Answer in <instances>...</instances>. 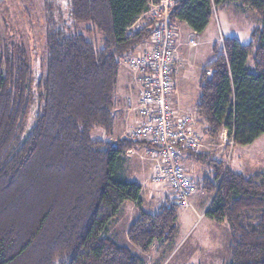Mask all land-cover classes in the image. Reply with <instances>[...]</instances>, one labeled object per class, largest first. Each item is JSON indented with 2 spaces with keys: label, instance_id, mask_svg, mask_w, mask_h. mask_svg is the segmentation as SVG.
<instances>
[{
  "label": "trees",
  "instance_id": "trees-1",
  "mask_svg": "<svg viewBox=\"0 0 264 264\" xmlns=\"http://www.w3.org/2000/svg\"><path fill=\"white\" fill-rule=\"evenodd\" d=\"M151 1L69 0L73 23H89L87 30L102 34L101 46L61 28L49 14L47 71L29 117H21L31 74L27 53L21 51L17 67L13 57L7 60L8 76L0 73V264H143L106 236L126 201L140 208L128 229L134 246L148 253L154 242L174 241L177 200L155 212L142 210V186L121 173L128 150L152 145L92 137L94 129L113 130L121 59L147 43L153 25L132 34L128 28ZM223 1L177 0L171 18L201 33ZM231 1L257 13L259 42L225 37L214 45L199 77L195 110L205 136L217 139L225 129L235 145L247 146L264 134V0ZM188 152L213 170V178L204 179L205 191L214 195L206 216L229 225V264H264V182L209 153ZM255 212L257 223H243Z\"/></svg>",
  "mask_w": 264,
  "mask_h": 264
},
{
  "label": "rangeland",
  "instance_id": "rangeland-1",
  "mask_svg": "<svg viewBox=\"0 0 264 264\" xmlns=\"http://www.w3.org/2000/svg\"><path fill=\"white\" fill-rule=\"evenodd\" d=\"M69 0H0V73L4 77L8 76L7 60L13 57L15 65L20 64L21 51L27 53V60L31 64V74L28 79L27 92L25 96V109L22 118L31 115L29 108L34 107L36 102L37 85L47 71V38H48V15L52 14L58 25L65 30H78L95 43L102 45V34L87 30L90 27L87 22H76L69 15ZM183 25L180 24V27ZM262 22L251 8L241 5L238 2L225 0L214 10V17L211 25L201 35L194 36L200 41V45L195 49V55L191 60L193 75L197 76L200 66L204 61L210 60L213 55V48L222 45L221 36L224 38H235L241 44L253 43L255 46L259 42V31ZM192 35H188V39ZM251 65V60H250ZM212 74V73H211ZM210 74V75H211ZM193 76L192 79H196ZM135 87L134 83H131ZM200 92V89H198ZM2 89H0V93ZM118 91L115 98L117 100ZM137 93V92H136ZM136 98V97H135ZM34 99V100H33ZM32 102L29 106V103ZM117 111V104L114 113ZM183 112V111H182ZM134 125V124H133ZM201 127V123H200ZM126 126L121 134H116V139L125 137L128 129ZM201 153H209L211 157L225 161L235 172H240L245 176L258 177L264 182V134L256 139L252 144L243 146L235 145V142L228 135L227 130H223L217 139L205 136L202 129ZM95 140L112 141V132L107 133L104 129L97 128L92 132ZM115 140V139H113ZM192 152V151H190ZM183 153V152H182ZM190 160L189 168L185 166L187 174L193 179L195 177L213 178V170L207 164H202L187 155ZM148 164V166H147ZM152 160L148 150H138L126 154L123 157L121 173L128 180L150 184ZM147 169V171H146ZM147 172V174H146ZM144 174V176H143ZM146 174V175H145ZM204 183V182H203ZM196 184V183H195ZM149 186L146 188L151 189ZM152 192V189H151ZM157 192V191H156ZM150 192L144 193L142 208L148 212H155L161 203V194L152 197ZM159 197V198H158ZM213 197L214 195H211ZM151 199V202L147 200ZM153 201V202H152ZM117 217L110 222L106 236L112 238L119 245L128 248L134 254L141 257L143 264H229L231 261L230 240L231 232L226 220L216 222L209 216L203 215L198 219L190 213L188 208H182L183 214L192 225V231L185 237L179 246V238L175 236L171 243L154 242L148 253L142 252L134 246L128 238V229L131 223L139 216V207L130 201L123 203ZM182 214V215H183ZM187 215V216H186ZM260 214H246L243 223L251 221L257 223ZM178 233V232H177ZM177 235V234H176Z\"/></svg>",
  "mask_w": 264,
  "mask_h": 264
},
{
  "label": "built area",
  "instance_id": "built-area-1",
  "mask_svg": "<svg viewBox=\"0 0 264 264\" xmlns=\"http://www.w3.org/2000/svg\"><path fill=\"white\" fill-rule=\"evenodd\" d=\"M176 1L152 0L148 10L128 28L132 34L147 24L153 25L144 47L121 59L137 91L136 100L128 102L129 108L137 112V119L125 137L152 145L148 149L153 162L151 185L157 191L170 187L180 207L189 208L196 186L184 168L181 154L185 150L200 153L205 123L201 121L197 128L196 114L182 112L172 104L178 66L184 61L180 22L171 18ZM189 44L199 43L192 38Z\"/></svg>",
  "mask_w": 264,
  "mask_h": 264
},
{
  "label": "crops",
  "instance_id": "crops-1",
  "mask_svg": "<svg viewBox=\"0 0 264 264\" xmlns=\"http://www.w3.org/2000/svg\"><path fill=\"white\" fill-rule=\"evenodd\" d=\"M180 24L183 25L181 27V37L180 38H181V41L183 42V45L181 47V57L183 58L184 61L181 64V66H178V71L176 74V82H175L176 88L171 94V99H172V104L175 108H177L183 112H192V113L196 114V110H195L196 106L195 105H196V102L200 96V92L198 90L199 89V77H200V75L204 69L205 64L208 61H210L212 58L210 60L204 61L201 64L200 70H199V73L197 74V76L193 75L194 72L192 71L193 65H191V60L194 63V61L192 59V57L195 54L194 48H196L200 45V41L197 40L199 43L197 46H191L189 44V41L194 36L201 35V33H198L196 31L192 30L185 22H180ZM209 25H211V22ZM204 32H205V30H204ZM204 32H202V33H204ZM189 34L192 35L190 39L187 38ZM142 47H144V45H142L140 48H142ZM195 55H197V54H195ZM193 76H195L196 79L195 78L192 79ZM131 83H132L131 73L129 72L127 67H125L124 65H121L120 73L118 76V83H117V91H118L117 92L118 93L117 100L115 98V102L117 104V111L115 113L114 127L112 130V139H116V134H121L124 131L126 126H129V125L132 126L137 119V112L131 110L129 108V103H128L129 100L135 101L136 100L135 97H137V93H136L137 91L134 87L131 86ZM197 119H198V123L196 124V127L199 128L200 123H202V122L200 121V119L198 117H197ZM148 149H149L148 147L141 146L138 148H132V149L128 150V152L132 153V152L138 151V150H145L146 151ZM128 152H127V154H128ZM187 155H189V152L187 150L183 151V153L181 154V161H182L183 165L188 169L190 160L187 159ZM147 166H148V164H147ZM149 168L151 169L150 175H152L153 164L151 167L149 166ZM146 171H147V169H146ZM147 172H146V174H147ZM143 176H144V174H143ZM203 182H204V178L195 177L196 190L192 196V207H189L188 209H183V210H189L190 213L193 214L194 216H197L198 219L199 218L201 219L204 214L206 216V212L209 209V207L213 201L212 197H210L211 195L205 191ZM139 183L142 186V190H141L142 205H143L144 193L146 194L147 192H150L149 194H151L152 197H153V195L158 196L161 194L160 197H162V198H161L160 205H162L164 202H167L168 200L176 199L175 196L173 195V193L171 192L170 187H164L163 190L157 191L153 187V185H151L152 187H150V184H148V183L146 184L145 181L143 183H141V182H139ZM146 186L147 187L149 186L152 189V192H151V189H147ZM150 200L151 199H149L147 201L151 202ZM123 205H122V207H123ZM142 205H141V209L145 210L142 208ZM122 207H121V209H122ZM182 208L183 207L179 208L178 216H177L178 233L176 235V238L177 237L179 238L180 233H182L181 238L177 244L178 246L181 243V241L185 237H187V235L192 231V229H193L192 227L195 225V224L192 225L190 222H188L187 218L183 214L184 211L180 212L182 210ZM204 218H202V221L204 220ZM215 221L221 222V221H217V220H215Z\"/></svg>",
  "mask_w": 264,
  "mask_h": 264
}]
</instances>
